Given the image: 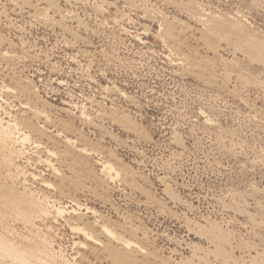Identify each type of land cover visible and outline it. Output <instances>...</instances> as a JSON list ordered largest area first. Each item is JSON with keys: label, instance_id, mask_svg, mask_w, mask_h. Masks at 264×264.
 I'll list each match as a JSON object with an SVG mask.
<instances>
[{"label": "rangeland", "instance_id": "374dc122", "mask_svg": "<svg viewBox=\"0 0 264 264\" xmlns=\"http://www.w3.org/2000/svg\"><path fill=\"white\" fill-rule=\"evenodd\" d=\"M29 2V7L21 10L9 0H0V78L9 85L21 83L23 73L32 78L47 103L53 105L51 117L81 131L100 152L112 150L123 164L144 178L138 180L142 191L127 186L126 181L131 179L126 172L121 181H110L97 164L100 157L91 156L97 176L92 183L96 197L71 188L66 192L96 208L107 220L117 221L116 229L126 238H139L136 241L147 251L145 257L139 255L141 262L164 264L168 259L170 264H264V53L257 49L264 45V0H50L54 5L50 12L53 19L72 32L45 22L35 24L29 17L32 6L42 1ZM65 11L77 15L84 25L78 27L69 18L61 19ZM202 19L210 23L212 19H222L225 26H214L213 22L206 26ZM206 23L210 25L208 20ZM168 27L173 32L185 31L181 36L174 33L183 41L182 46L179 40H173L174 35L166 38ZM74 33L80 37L77 41ZM64 40L75 44L65 47ZM23 42L43 48L50 63L27 62L24 58L33 53L23 48ZM79 53L80 57L73 61L72 57ZM26 63L29 67L20 70ZM52 66L58 71L52 72ZM50 80L61 94L55 96L46 90ZM113 82L131 99L119 98L117 93L110 94V101L101 99L98 85ZM4 94L1 92L0 97ZM83 94L96 95L95 99L106 108L116 104L117 112L129 113L142 134L135 136L107 119L96 120L95 126L81 124ZM9 102L18 105L10 98ZM49 130L53 135L58 132L53 127ZM44 141L50 148L60 139ZM17 164L28 173L27 178L8 179L3 169L0 171V221L27 241L19 240L20 247L29 241L45 243L50 255H55L53 264H112L105 259L103 250L85 252L75 246L77 241L89 242L70 229L69 216L61 219L53 211L48 221L35 219L38 228L33 231L20 220H13L4 197L17 202L33 193L36 200H43L41 181L34 180L31 174L50 178L40 164L26 159ZM55 183L63 185L57 180ZM165 183L182 201L165 194ZM86 214L85 222L91 221L93 214ZM195 224L207 234L197 235L192 230ZM129 227L150 233L149 241L141 240L142 233L131 237ZM28 232L33 234H29L31 239L25 238ZM156 256L163 262L156 263ZM8 263L11 264L8 258L0 256V264Z\"/></svg>", "mask_w": 264, "mask_h": 264}, {"label": "bare ground", "instance_id": "6f19581e", "mask_svg": "<svg viewBox=\"0 0 264 264\" xmlns=\"http://www.w3.org/2000/svg\"><path fill=\"white\" fill-rule=\"evenodd\" d=\"M9 1H10L11 5L15 6L16 8L20 7L21 10L25 9L27 6L29 7L28 3H30L29 0H9ZM41 1H42L41 4L36 5V6H32L33 12L31 11L32 14L29 17L33 18L32 19L33 22H35V24L36 23L39 24L40 22H45V23L53 24V25L58 26V27L60 26V27L63 28L64 31L67 30L66 32L70 31L68 28L63 27V25L60 24L61 23L60 21L54 20L53 17L51 16L50 12H52V9L54 7V5L52 4L53 2L50 3V0H48V1L47 0H45V1L41 0ZM5 3H6V1H5ZM79 3H81V2H79ZM82 3H83V1H82ZM55 6H57V5H55ZM180 8H182V7H180ZM4 11L5 10H3V12ZM58 14L60 15L59 12H58ZM61 16H62L61 19H63V20H66V19L69 18L71 21L76 22L78 24L77 25L78 27H82L84 25V23H83L84 21L81 18H79L77 15L73 14L70 11H65V13L61 12ZM201 18H203V17H201ZM7 20H9V19H7ZM202 20H204V19H202ZM207 20H208L210 25H207V23H206ZM207 20H204V21H206V22H204L206 26H211L212 22L214 23L213 24L214 26L215 25H217V26L224 25L223 24L224 22H220V21H222V19L220 21H218L219 19L216 20V21H212L211 20V23H210L209 19H207ZM166 25H167V23H166ZM170 27H168V30L166 31V34H165L167 36L166 38H170V37H172V35H174L173 36V40L174 41L175 40H179L181 42L179 45L182 46L183 41H181L179 39L180 37H177V36H181L185 31H183V30H179V31L175 30V32H173L172 28H170ZM235 28L236 27H234L233 29H235ZM70 32H72V31H70ZM174 33L177 34V36ZM74 34H72V35H74ZM75 38H76L75 41H77L78 38L80 39V37H78V35H76V34H75ZM173 40H172V42H173ZM208 40H210V39H208ZM35 41H37V40H35ZM82 41H83V39H82ZM64 42H65V40H64ZM70 42L66 41L65 44L64 43L63 44L65 45V47H67V44H73L72 42L71 43ZM27 44L28 43L23 42V48L24 49L27 48V49H29L28 52L33 53L31 55H28V57L24 58L27 62L29 61L32 64L33 63H39L40 65L43 64V63L44 64L50 63V58H48L49 56L47 57V56L44 55L45 52H43V50H42L43 48L39 47L36 44H32V43H29V45H27ZM74 44H75V42H74ZM73 47H75V46H73ZM171 48H172V46H171ZM257 49H258V53L259 52L261 54L264 53V45H263V47L261 45ZM259 49H260V51H259ZM4 56L8 57V55H4ZM4 56H2V57H4ZM76 56L72 57L73 61L74 60L76 61V59H78V57H80V53L78 55H76ZM94 56L95 55H93L92 57H94ZM10 58H12V57H10ZM234 58H235V56H234ZM262 58H263V56H262ZM262 60H264V59H262ZM1 61H2V59H1ZM90 61H92V60H90ZM195 61L196 60H194V62ZM199 61H198V63H199ZM188 63H189V61H188ZM92 64H95V63H92ZM176 65H177V63H176ZM195 65H196V62H195ZM26 66H27V63L23 64L19 69L20 70L22 69V71H23ZM191 66H193V65H191ZM27 67H29V66H27ZM197 67H199V66H197ZM56 68L57 67L52 66V72L55 73L56 71H58ZM29 70H31V69H29ZM22 71H21V73H23ZM196 71H197V69H196ZM199 71H201V69ZM49 72H50V70H49ZM9 73H11V71H9ZM208 73H210V72H208ZM0 74H2V73H0ZM45 74H47V72ZM23 75H25V74L23 73ZM23 75H22V80L20 79L21 78L20 76H17V77H20L19 79L18 78L17 79L21 80V83H19V82L17 83L16 82L15 83L16 85L13 84V83H12L13 85H9V84L6 83L5 79L2 80L3 78L2 79L0 78V81H2L1 84H3V86H2L3 90H1V92L5 93L4 96L1 95L4 98L0 97V101L2 102V103H0V171H1V169H3L1 172H2L3 175L7 176L8 179L11 178V179L19 180L21 178H27L28 177L27 176L28 173H26V171L24 169L20 168V166H18V164H17L19 161H22V160L26 159V161H30V162L32 161V163L34 162L35 165H39L40 164V165L44 166V168H46L44 170H47L49 172L48 174H49L50 178H49V180H46L44 178L39 177L40 175L38 176L36 173H35L36 175L33 172L31 174V176L33 175V179L34 180H40L41 181L40 185L43 187V189H41V191L45 195V198L43 200H41L40 197L36 200V198H35L36 195L33 196V193H32V195L30 194L29 196H27L29 194L28 193L26 195V197L24 198V201H17V202L13 201L12 198L9 199L6 196L4 197L5 198V204H6L7 208L9 209V211L12 212V214L14 216L13 220H16V219L20 220V222H23L25 224L24 225L22 223L24 225V227L26 226V228L28 230H32L33 231L35 228H38L34 224L35 219L48 221L52 217V214H53V211H54V213L56 214L55 217L64 218L65 216H69L67 222L69 223L70 229L73 230L76 234L81 235L86 242H89V243H85L83 241L75 242V246H78L81 249H85V252L88 249L89 250L92 249V251L94 250V252H97L98 249L99 250H103V252H105L107 254V255H105V259L110 261L112 264H149L147 262H141L140 261L139 255L140 256L143 255V257H145L147 251H146V248L144 246H142L141 242L139 243V242L136 241L139 238L138 239L135 238L136 240H134L132 238H126L125 236H123L124 233L121 234V232H119V230L116 229V226L118 227V225H119V224L116 225L117 221L114 222L115 220H110V219L107 220L105 218L106 216L100 215L96 208H93L88 203H82L81 200L77 199L76 197L72 198L70 196V194L68 192H66V191H68L67 190L68 188H71L72 190L76 189L79 193H81V194H83V195H85L87 197L90 196V195H93V194H94V196L97 195V194H95L96 192L94 191V189L96 187L93 188V186H94L93 182H94V179H95L94 176L95 177H97V176L95 175V171H94V169H92V164L90 163V161L93 160V158H90L91 156L100 157V159H99L100 161L97 162V164L99 166H101L102 174L104 176H106L108 179H110V181H112V180L113 181L120 180L122 175L125 174L123 172H126L127 176L131 179L130 181H126L127 182V186L132 188L133 190H138V191L141 190L140 187L138 186V180L139 179H144L143 176L142 177L139 176L140 174L138 175V173H136L132 168H130V166L128 167V165L123 164L122 161L119 160L118 157L114 154V152H111L112 150L111 151H107L105 153L101 151L102 152L101 153L100 149L98 147L93 146L94 144L90 143L88 138H86V136H84L81 133V131L72 129L69 126V124L66 123V121H64V120H61V119H58V118L55 119L54 117H51L50 116V114H51L50 110H51L53 105L47 103V101L41 95V91L42 90L40 89V86L37 85L33 81L32 78H30L28 76H23ZM42 75H44V73H42ZM51 75L52 74H50V76ZM197 76H199V75H197ZM211 76H212V74H211ZM23 77H25V79ZM32 77H33V75H32ZM41 77L43 78V76H41ZM5 78H6V76H5ZM7 78H9V77H7ZM14 78H13V80H14ZM10 79L12 81L11 77H10ZM201 79H202V77H201ZM206 80H208V79H206ZM95 81L92 80L91 83L95 82ZM215 81H220V80H216L215 79ZM56 83H57V81H56ZM207 83H205V84H207ZM58 84H59V86H61L60 83H58ZM55 85L56 84H54L50 80V83L47 84V86H46L47 87L46 90H48V92L50 94L56 96V93L58 94L60 92H59V90L57 89V87ZM98 86L100 87V90L102 91L101 92V99H105V100L110 101L109 100L110 97H111L110 94L113 95V94H116V93H117V95L120 96L119 98L122 97L123 99H129L131 97V96L129 97L128 93H126L123 89H120L116 84H114V82L111 85H105V86L102 85V87H101V85H98ZM223 87H224V85H223ZM69 93L72 94L71 92H69ZM70 94H69V96H71ZM80 96L82 98V101L83 102L85 101V104H83L81 109H80L81 113L79 115V118L81 119V122H82L81 124L90 125V126H92V124H93V126H95V121L96 120H101L103 122L105 119H107V120H111L112 125H118V127L121 126V128H123L124 131L130 132L132 134H135V136L142 134L143 130L142 131L139 130L140 126H138L132 120V117L129 115V113L126 114L124 112H121V113L117 112V109H115L116 107H114V106H116V104L114 106H110V107L106 108V107H104V105H106V104L103 105V103H101V101L99 102V101H97L98 99L97 100L95 99V98H98L96 95H89V94L88 95L87 94L84 95L83 94V95H80ZM71 97H73V96H71ZM9 98L12 99V103L13 102H17L18 105L15 104V106H13L11 104V102H9ZM116 99L117 98H114V100H116ZM131 103H133V102H131ZM3 105H5V107ZM18 106H19L20 109L19 110H14V109H18V108H15V107H18ZM133 106L135 108H137V107L139 108L140 105L139 104H135ZM74 108L76 109V106ZM256 115H258L257 112H256ZM34 121H36L37 124H35ZM51 127H53L55 130L58 131L57 134L55 133V135H53L52 133L49 132L50 131L49 129H51ZM48 133H50V135H48ZM45 138H49V139L55 138L57 140L60 139V141L56 142L58 144H56L53 141L54 144L52 145V147L48 148V147H46V144H45V141H44ZM180 138L181 137L179 136L178 137V141L180 143H182V141H180ZM30 146H33V148H36L37 150L33 151L34 149L33 150H32V148L30 149ZM35 152H36V154L34 155L33 153H35ZM101 155H102V157H101ZM95 164H96V162H95ZM36 170H38V169H36ZM44 172H46V171H44ZM69 174H71V175H69ZM56 180L60 181V183L63 184V185H61L62 187L59 186L60 185L59 183L58 184L55 183ZM95 180H97V179H95ZM102 182H104V181H102ZM140 183H141V181H140ZM11 191H12V189H11ZM165 194L166 195L168 194L169 198H171V199H173L175 201H179V202L182 201L181 199L178 198V195L176 196V194L173 192L172 186L169 183H165ZM11 195H13V194H11ZM19 196L21 197V195H19ZM23 196H24V193H23ZM182 203H184V202H182ZM158 204H160V203H158ZM152 206H154V205H152ZM116 210H120V209H116ZM84 211H86L87 213H92L93 214V216H92L93 218H92L91 221H89L87 219L88 222L87 221L85 222V217H87V214ZM0 212H2V208H1ZM6 216H8V215H6ZM9 218H12V217H9ZM4 219L5 218H3V221H4ZM0 220L2 221L1 216H0ZM1 221H0V256H4V257L8 258L10 260L11 264H53L54 263L55 255L54 254L50 255V251L51 250L47 247V245L45 243H41V242H38V241L31 243L28 240L30 243L29 242H28V244L26 243L27 246L20 247V245H19L20 243H18L19 240H22V243L24 241L25 242H27V241L25 239L23 241V239L20 238L19 235L18 236L15 235V233H13L14 230L12 231L11 228H10L11 230L9 229L10 226H9L8 223H4V222H1ZM129 221H127V222H129ZM131 221H133V220H131ZM131 225H134V224H132V222H131ZM213 228L215 229L216 227H213ZM130 229H131V231H130L131 234L130 235H132L131 237H137V233H139V234L142 233L143 237H141L142 238L141 240L149 241V239H150L149 234L150 233L148 234V232L141 231L142 228L140 229V227H139L140 231H138V229H136V228L134 229V227H131ZM190 229L188 231H190ZM214 229H213V231H214ZM24 230H25V228H24ZM192 230L199 236H205L207 234L206 233L207 230H205L203 227H201L198 224H195L193 226ZM147 231H149V229ZM30 233L28 232L27 237H25L26 239H31V237L29 238V236L30 235L33 236V234L32 233L30 234ZM43 241H45V239ZM90 244H92V246ZM92 251H91V253H92ZM97 253H96V255H97ZM78 255L80 257L82 255L81 252H78ZM102 257H101V259H102ZM153 259L156 261V263L157 262H163L160 259L159 256H156ZM1 260H3V259H1ZM81 261H82V259H81ZM84 261H86V260H84ZM198 261H201V260H198ZM164 264H170V260H168V259L165 260ZM198 264H201V263L198 262Z\"/></svg>", "mask_w": 264, "mask_h": 264}]
</instances>
